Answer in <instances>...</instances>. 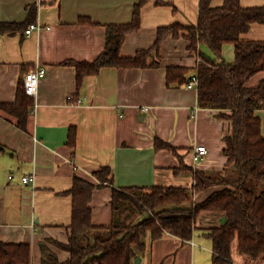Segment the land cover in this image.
<instances>
[{
	"label": "crops",
	"instance_id": "crops-1",
	"mask_svg": "<svg viewBox=\"0 0 264 264\" xmlns=\"http://www.w3.org/2000/svg\"><path fill=\"white\" fill-rule=\"evenodd\" d=\"M138 1L0 0V23L38 22L43 26L30 36L24 28L0 33V103L15 102L26 72L36 67L46 70L37 95L30 97L34 105L26 130L0 112V240L28 244L31 264L41 263L43 247L59 262L69 258L60 244H67L70 236L72 199L67 191L75 177L97 186L94 173L101 167L110 168L112 184L97 187L90 203L92 224L107 226L112 221L113 188H190L193 177L180 170L182 165L205 172H221L227 167L223 149L230 122L217 117L216 110L199 108L197 87L187 88L188 82L177 88L166 85L167 67L194 69L198 53L213 59L206 45H199L193 53L182 33L177 39L169 34L158 55L153 52L148 60H158V67L102 68L77 89L75 67L64 62L96 59L104 50L106 27L128 23ZM155 1L142 7L140 28L126 36L122 57L152 47L160 27L197 23L199 0H158L164 5ZM223 3L211 1L213 7ZM240 5L260 7L264 0H240ZM32 6L36 11L29 22ZM240 38L264 41V24L250 25ZM222 55L227 63L233 62V46L225 44ZM262 80L264 72L251 77L247 85L256 87ZM255 115L261 120L264 136V110ZM71 128L76 134L74 147L69 145ZM155 138L175 151L156 147ZM199 145L206 147L207 154L195 164L192 151ZM24 176L33 177V182L23 184ZM222 188L195 194L194 202L201 203ZM223 218L220 213H200L191 240L164 233L148 243L143 260L147 264H211V241L202 233L218 227ZM230 257L234 264H264V255L251 259L241 254L236 238Z\"/></svg>",
	"mask_w": 264,
	"mask_h": 264
},
{
	"label": "trees",
	"instance_id": "trees-1",
	"mask_svg": "<svg viewBox=\"0 0 264 264\" xmlns=\"http://www.w3.org/2000/svg\"><path fill=\"white\" fill-rule=\"evenodd\" d=\"M149 0H139L133 7L131 19L125 24L106 27L105 46L102 53L91 62H64L75 67L76 86L97 75L102 68H156L158 60L149 62L154 52L158 55L161 44L170 34L174 39L182 33L188 50L196 53L198 46L206 45L214 58L198 53L194 69L170 66L166 68V85L177 88L197 77V102L199 108L218 111L219 118L230 122V134L224 137L223 154L226 168L221 172H205L181 166L189 171L193 185L184 187L113 188L110 198L112 221L107 226H94L90 203L97 187L112 184L111 170L101 167L94 176L99 185L75 177L67 194L71 196L70 236L61 249L69 258L59 262L48 248H42L40 264H134V259L144 254L146 241L153 242L164 233L182 241L192 239L195 222L202 212L220 213L225 221L216 228L202 233L211 241V264H234L230 246L237 239L241 254L251 259L264 255V136L261 120L255 115L264 110V80L256 87L247 83L254 75L264 72V41H244L240 36L252 24H264V5L244 8L240 0H224L219 7L212 0H199L198 20L195 25L173 24L160 27L152 47L138 50L133 56L122 57L121 46L127 35L140 28L141 9ZM156 5L165 3L158 0ZM36 8H30L29 22ZM87 24L91 22L80 19ZM30 24L0 23V33H12ZM225 44L233 46L234 60L223 59ZM32 98L19 83L16 100L12 104L0 103V112L16 120L21 130H26ZM75 129L69 131V145L74 147ZM158 148L175 151L168 143L155 138ZM1 149V148H0ZM223 187L196 204L195 194ZM0 264H31L30 246L24 243H3L0 240Z\"/></svg>",
	"mask_w": 264,
	"mask_h": 264
},
{
	"label": "built area",
	"instance_id": "built-area-1",
	"mask_svg": "<svg viewBox=\"0 0 264 264\" xmlns=\"http://www.w3.org/2000/svg\"><path fill=\"white\" fill-rule=\"evenodd\" d=\"M45 29L49 30V27H45ZM43 30V26L36 22L31 23L24 31L26 36H30L34 32H40ZM46 74V70L44 68L36 67L34 69L29 70L26 72L22 78V83L24 87V92L29 97H35L38 92L39 82L42 78H44ZM197 77L192 76L190 81L187 83V88H195L197 87ZM146 111L147 108H144ZM207 154V149L203 145L195 146L192 151V161L193 163L197 164L200 163L202 160L205 159ZM11 178V177H10ZM33 177L24 176L22 178V183L27 184L29 182H33Z\"/></svg>",
	"mask_w": 264,
	"mask_h": 264
},
{
	"label": "rangeland",
	"instance_id": "rangeland-1",
	"mask_svg": "<svg viewBox=\"0 0 264 264\" xmlns=\"http://www.w3.org/2000/svg\"><path fill=\"white\" fill-rule=\"evenodd\" d=\"M148 243L151 244V242H149V240H147V241H146V247H147ZM148 248H149V245H148ZM143 255H144V254L140 255V257H137L138 259H140L139 264H147V261L143 260ZM137 258H136V259H137ZM136 259H134V264H135V260H136Z\"/></svg>",
	"mask_w": 264,
	"mask_h": 264
},
{
	"label": "water",
	"instance_id": "water-1",
	"mask_svg": "<svg viewBox=\"0 0 264 264\" xmlns=\"http://www.w3.org/2000/svg\"><path fill=\"white\" fill-rule=\"evenodd\" d=\"M224 221H225V219L223 218L222 222H224ZM139 262H140V259L137 258V259L135 260V264H139Z\"/></svg>",
	"mask_w": 264,
	"mask_h": 264
}]
</instances>
